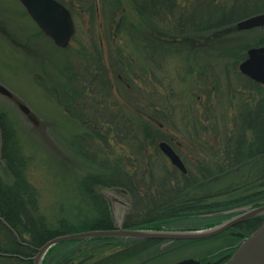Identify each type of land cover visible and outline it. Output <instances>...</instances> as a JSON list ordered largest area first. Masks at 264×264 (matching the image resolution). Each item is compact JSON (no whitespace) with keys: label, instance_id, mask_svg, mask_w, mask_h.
I'll return each instance as SVG.
<instances>
[{"label":"rangeland","instance_id":"obj_1","mask_svg":"<svg viewBox=\"0 0 264 264\" xmlns=\"http://www.w3.org/2000/svg\"><path fill=\"white\" fill-rule=\"evenodd\" d=\"M63 1L75 32L61 48L40 30L19 0H0V84L30 108L32 118L15 99L2 94L0 114L7 119L10 142L17 143L26 160L22 173L38 195L32 209L36 215L51 228H59L63 221L92 223L98 214L88 189L101 192L103 186L96 181L114 183L113 178L123 174H137L140 194L147 193L146 201L134 195L130 223L144 217L148 208L158 209L168 196L185 195L179 187L188 186L189 197L211 195L206 203H230L264 190V162L261 173L253 161L222 173L215 170L220 148L233 142L228 136L239 125L240 112L264 110V85L250 83L239 70L247 51L264 45V27L238 30L239 20L225 19L221 24L218 20L264 12V0H176L183 18L192 10L200 16L194 25L187 23L188 33L181 34L165 28L174 25L160 9L166 0H148L144 14L136 5L141 0ZM214 6L217 12L211 15ZM149 114L159 118L167 141L141 145L135 135L137 121L147 120ZM245 133L249 138L252 131ZM2 139L0 129V179L11 184ZM160 141L177 152L186 172L164 154ZM202 166L209 167L206 173L212 176L204 181ZM187 177L191 185L186 184ZM248 181L252 183L244 187L247 190H232ZM234 242L225 233L169 245L161 242L139 258L118 264L201 260ZM70 245L61 244L56 250ZM111 251L104 249L97 257ZM80 254L76 251L65 264H86Z\"/></svg>","mask_w":264,"mask_h":264},{"label":"trees","instance_id":"obj_2","mask_svg":"<svg viewBox=\"0 0 264 264\" xmlns=\"http://www.w3.org/2000/svg\"><path fill=\"white\" fill-rule=\"evenodd\" d=\"M59 1L63 4H66L63 0ZM147 1L148 0H141L140 2L136 1V5L138 9L141 10L142 14H144L143 6L146 5ZM166 1V7L160 9L166 11L165 15L167 18V22L171 25H174L172 29L164 25L165 28L167 30L170 29L168 30L169 32H171L170 34L188 33L189 30H185V28L188 26V24L194 25V23L198 22L200 16H197L196 11L192 10L190 17H187V15H185L183 18V12L180 7L177 6L176 0ZM236 7L237 6L232 5L231 9H236ZM214 8L215 9H212L210 11L213 12V14L208 11L209 15H214V13L217 12V8L215 6ZM160 9L157 8L155 13H159V11H161ZM192 9H194V4L192 5ZM244 15L246 14H233L232 16L228 17L225 16L224 20H218V22H220L221 24L227 19L232 20V22L237 21L241 18H244L242 17ZM210 27H213V25H211ZM173 30L174 32H172ZM249 81L250 83L260 85L259 83L251 79H249ZM206 94L208 95V93ZM154 105H151V107ZM145 113L142 112V115L146 116L147 113ZM139 115L141 117V114ZM152 116L153 115L150 116L149 114L147 120L143 117L144 120L139 119L137 121L139 125L137 133L135 132V135H137V138L141 142V145H145V143L147 144L148 142H151V144L155 145L156 140L158 139L165 141L168 140L167 137L163 134L162 125L159 118H154ZM149 118L151 121L149 120ZM5 119L6 118L1 113L0 129L3 138L2 156L6 161L7 168L12 173L13 180L11 184H6L3 183L0 179V215L10 225L13 231H10L0 223V232L2 233V238H0L2 239L0 240V264H32L31 257L34 255L36 248L57 235L89 229L112 228L113 221L109 214V207L106 197L101 192H95L91 188H89L88 190L93 194L92 199L96 202V209L98 214L97 216H95L96 218L92 223L87 222L81 225H72L63 221L61 223L62 225H59V228H51L45 221L43 216L36 215L32 211V209L37 206H33V204L37 203L38 195L30 187L28 180L22 173V167L26 163V160L22 155L19 154L17 143L13 142L12 140L10 142L11 134L7 132L5 126V121H7V119ZM237 122H239V125L237 124V127L233 126V128L230 129L231 135L228 136V138L231 137V139H233V142L230 146L223 144V146L220 148L221 152L218 153L219 155L217 154L218 160L216 166L217 168H215V170L218 171V173H222L223 171L231 170L235 166L241 165L242 163H245L247 161H253L256 163L255 168H258V170L256 171L261 173L263 168L262 162H264V110H251L250 108H244L240 112ZM240 124H242L241 128H239ZM248 129L252 131L251 137L249 138H247V135L245 133ZM7 141H9L10 143L6 145ZM259 163H261L260 166H257ZM201 169L202 172L205 171L202 176L200 175L202 181H204L203 179L212 177L206 173V171L210 170L209 167L202 166ZM113 179L115 181L114 183L108 182L109 180L102 181V179L96 181L95 183H101V186L103 187L111 185L122 186L127 188L131 193L137 192L136 187H140V181H138L137 174L131 176L123 174L120 177H115ZM188 179L189 177H187L186 184L191 185V181H188ZM251 183L252 181L243 182L242 185H239L232 190H238L239 188H243L244 190V187L250 185ZM187 188L188 186L179 187V193H184L185 195L179 197L178 199H175L174 195L168 196L167 199L165 198L163 204L161 205H164L163 209L168 210L167 217L169 218L178 217L187 220H189V218H195L192 222H190V224L193 225V228L208 226L228 215L217 214L218 212H224L238 206L264 203V190H262L261 192L250 193L247 196L248 198L245 197V199H238L230 203L227 201L206 203L207 199H209L211 195H198L195 197H189L188 191L186 192ZM175 192L177 193V191ZM142 196V201H146L147 193L146 195ZM176 196H178V194H176ZM160 208L161 206L158 209ZM148 209L153 210L157 208ZM187 224H189V222H187ZM123 225L127 228L135 226V224L130 223L128 219L124 220ZM15 234L17 235V237ZM70 243V247L66 249L60 247L58 251L56 250V248L61 244L66 246ZM160 243V240L155 239L124 240L123 238L119 237L71 240L60 242L52 246L47 252L43 260V264H65L68 262L70 257L73 258V254L76 251L81 252V262L85 261L83 263L87 262L88 264H118L132 258L136 259L141 253L159 245ZM107 248L112 250L111 253H109L107 256H102L101 258V255L97 257V254ZM54 256L60 257L55 261V259H51Z\"/></svg>","mask_w":264,"mask_h":264},{"label":"water","instance_id":"obj_3","mask_svg":"<svg viewBox=\"0 0 264 264\" xmlns=\"http://www.w3.org/2000/svg\"><path fill=\"white\" fill-rule=\"evenodd\" d=\"M40 30L48 36L58 47H66L75 32L74 22L70 10L58 0H19ZM238 30H248L264 27V12L250 15L235 24ZM248 56L239 64V70L251 79L264 84V45L252 47L247 51ZM0 94L15 99L13 92L0 84ZM16 100V99H15ZM19 109L32 118L30 108L23 102L16 100ZM160 149L181 171H186L184 163L175 150L165 141L159 142ZM241 211L237 216L220 224L191 230H158L141 228H124L122 221L111 229H91L68 234L57 235L36 248L31 257L32 264H42L43 258L53 245L77 239L119 237L124 239H163L164 245L175 240L204 239L217 235L243 219L264 214V203L257 206H246L234 209ZM0 222L10 231L13 229L1 217ZM16 235V234H15ZM221 260L214 262L219 263ZM171 264H200V260L185 258ZM222 264H264V222L248 236L243 237L234 252Z\"/></svg>","mask_w":264,"mask_h":264},{"label":"flooded vegetation","instance_id":"obj_4","mask_svg":"<svg viewBox=\"0 0 264 264\" xmlns=\"http://www.w3.org/2000/svg\"><path fill=\"white\" fill-rule=\"evenodd\" d=\"M136 188H137L136 194L131 193L125 187L117 186V185L104 186L100 189L101 193L104 194V196L107 199L109 214L113 221L112 227L116 225L114 222L118 223L119 220L124 222V220L128 219V216L132 214V211L134 209V203H133L134 195L136 196V198L142 200L143 194H140L141 192L139 190L140 187H136ZM163 202L164 201H162V204ZM163 208L164 205H162L160 209H153V210L148 209L149 212L144 217L136 218V222L134 223L135 226L133 227L169 229V230H178V229H185L186 227H193L192 224H188L187 226H180V223H187V222L190 223L195 218H189V220L178 217L169 218L167 217L168 210ZM228 213L229 214L226 217L220 219L219 221L213 222L208 226L219 224L240 214L239 211L228 212ZM263 222H264V214H261L238 221L234 225L225 229L219 234L225 233L228 234L230 237H234L235 238L234 244L229 243L220 248L219 247L216 248L213 254L207 256V258H202L200 260V264H213L214 262L221 259L222 261H220L217 264H222L227 259V257L235 250V248L239 245L243 237L249 235L251 232L257 229Z\"/></svg>","mask_w":264,"mask_h":264},{"label":"bare ground","instance_id":"obj_5","mask_svg":"<svg viewBox=\"0 0 264 264\" xmlns=\"http://www.w3.org/2000/svg\"><path fill=\"white\" fill-rule=\"evenodd\" d=\"M4 225V224H3ZM5 226V225H4ZM6 227V226H5ZM89 230H91V229H89ZM85 231V230H84Z\"/></svg>","mask_w":264,"mask_h":264}]
</instances>
